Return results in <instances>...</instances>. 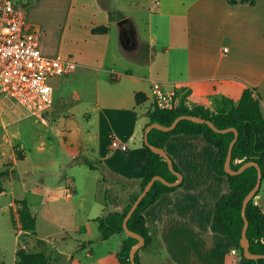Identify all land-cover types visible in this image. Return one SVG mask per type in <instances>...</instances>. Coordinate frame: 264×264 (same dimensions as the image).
<instances>
[{
    "label": "crops",
    "instance_id": "0c3cea01",
    "mask_svg": "<svg viewBox=\"0 0 264 264\" xmlns=\"http://www.w3.org/2000/svg\"><path fill=\"white\" fill-rule=\"evenodd\" d=\"M28 1L27 20L40 31L41 49L50 55H63L67 45V57L76 62L70 72L51 78L54 87L56 79L64 84L78 76L96 82L91 94L93 100L85 111L86 126L75 120V112L69 109L64 96H60L61 104L56 101V87L53 106L46 111L44 119H37L50 129L53 127L47 117L70 122V130L78 129L71 133L72 137L78 144H85V150H91L97 162L92 161L95 167H91L87 160H78L88 170L81 177L66 173L65 184L37 181L35 190L43 198L36 205L26 195L8 192L3 183L0 195H10V201L0 208L11 210L15 254L24 233L22 242L32 235L42 240L43 246L50 245L54 252L58 250L63 256L60 263L119 264L115 251L126 234L115 233L103 239L96 218L122 210L129 202L130 192L117 178L138 182L147 173L145 133L154 106V81L176 88L189 106L204 105L214 111L224 105L223 98L238 104L244 89L252 86L260 94L264 113V0H255V4L242 0ZM55 24L61 32V41L59 46L52 47L50 37L42 40L41 36ZM101 25L109 30L93 31ZM128 35L132 39L130 44L126 40ZM73 91L78 93L77 89ZM138 92L145 93V99L140 102L136 98ZM57 127L62 136V128ZM6 130L9 146L4 151L3 164L6 156L14 159L7 176H12L19 164L15 146L23 152L21 160L32 157L37 165L61 162V156L37 158L33 154L35 148L18 143L17 135ZM63 142L73 154L72 160H77L75 156L81 152L78 144L65 138ZM39 144L37 151H48L45 141ZM169 146L174 152L172 156L186 165L187 170L181 169L184 175L179 187L145 210L153 241L139 250L141 263L240 264V252L231 238L214 232L211 227L217 201L230 191L228 177L214 169L217 148L202 134L173 135L165 143V149ZM98 169L97 174L89 172ZM53 173L49 174L60 176ZM88 193L96 196L89 208L86 207ZM63 199L65 203L60 202ZM18 200H26L35 215L36 233L22 228ZM255 200L264 208L261 191ZM64 205L68 206L65 216ZM80 211L84 214L81 217ZM93 221L98 230L92 226ZM28 243L23 246L27 247ZM79 251L85 257L77 255Z\"/></svg>",
    "mask_w": 264,
    "mask_h": 264
},
{
    "label": "trees",
    "instance_id": "16d2710c",
    "mask_svg": "<svg viewBox=\"0 0 264 264\" xmlns=\"http://www.w3.org/2000/svg\"><path fill=\"white\" fill-rule=\"evenodd\" d=\"M255 4V0H242ZM236 2V0H231ZM28 6V3H27ZM109 30L108 26L101 25L93 28L94 32L103 33ZM127 33H125L126 35ZM137 101L145 99V93L138 92L136 94ZM224 105L212 110L204 105L189 106L182 104L180 106L164 109L153 106L149 112L151 122L157 121L162 124H171L178 116L182 114H194L203 116L213 120L216 125L221 128L236 127L239 130V137L233 148L232 166L238 169L247 161H256L260 164L263 172L262 184L264 182V113L261 105V98L256 93V88L247 86L238 104H234L228 98H223ZM178 134L205 136L207 141L213 144L218 150V156L214 162V169L220 175L228 177L230 191L222 195L216 203L214 218L212 222V230L214 232L227 235L231 238L234 247L240 252V264H264V258H247L244 254L242 246V233L245 224L243 216V201L248 192L256 185L258 180V169L255 165L249 166L240 174H230L225 170V160L231 141L235 136L234 131L218 132L209 124L196 122L190 119H182L177 126L170 131L153 128L149 131V140L152 144L165 147V143L169 137ZM148 154V170L146 175L138 182L139 189L136 191L129 190L130 198L127 205L122 210L110 211L103 216L96 218L99 224V230L103 239L109 238L115 233H125L126 236L119 249L115 251V255L119 260V264H133L130 259V250L138 239L130 236L124 229V219L130 210L132 204L143 191L146 184L157 174L164 176L170 181L177 179V175L171 171L167 159L160 153L154 152L146 145ZM17 159H23L24 155L19 146H15ZM240 159V161H237ZM91 167L95 165L86 161ZM175 168L182 171L174 161ZM9 168L0 169V191L4 190L3 178L9 175ZM130 181V180H129ZM128 182V180H127ZM178 185L170 186L156 180L150 191L145 195L137 209L129 219V227L145 237L148 246L153 237L150 233L145 210L157 202L164 194L174 191ZM133 187V185H130ZM261 188L257 192L260 193ZM256 195V196H257ZM252 198L247 206V216L250 221L248 228V237L251 241V251L255 253H264V208ZM20 204L19 216L22 228L31 233H36V217L31 211L26 200H18ZM43 241L40 240V243ZM136 261H140L139 251L136 252ZM16 264H51V254L46 251H37L34 253L26 252L23 248L17 251Z\"/></svg>",
    "mask_w": 264,
    "mask_h": 264
},
{
    "label": "rangeland",
    "instance_id": "374dc122",
    "mask_svg": "<svg viewBox=\"0 0 264 264\" xmlns=\"http://www.w3.org/2000/svg\"><path fill=\"white\" fill-rule=\"evenodd\" d=\"M26 1V0H23ZM121 1V0H118ZM29 3V1H26V4ZM37 27V26H36ZM50 31H47L46 33H42V40H45V38L50 37V44L51 46H59L61 41V32L59 31L58 25L55 24L54 27L50 28ZM68 40L66 39V42ZM68 44V42H67ZM68 47L67 45H64L62 54L67 57ZM53 54V53H51ZM66 79V77H64ZM64 81V80H63ZM66 81V80H65ZM103 82V81H102ZM55 87H56V101L61 104L62 99H60V96H64L69 101V109L75 112V120L78 121L81 125H87L88 119L85 117V111L87 110V107L89 106V103L93 100V97L91 96L92 91L94 89L96 82L93 81V79L90 78L88 80L84 76H78L73 78L70 82L64 84H61L60 82L55 80ZM73 89H77L78 93H75ZM259 94V92H258ZM260 96V94H259ZM152 100V99H151ZM36 116H30L25 117L22 120L19 118H12L8 116L6 113H3L2 110H0V169L2 168H10L14 164V159L11 157H5L4 164H3V154L4 151H7V147L9 146V143L6 142V134H7V128L11 130V132L14 135H17L16 141L18 143H22L28 148H35L33 151L34 156H37V158L41 159L48 156H58L61 159V162L56 160L55 162H42L41 165H37L33 163L32 157L28 158L27 160H19L18 167L15 171V173L12 176H6L3 178V183L8 189V192L15 191L19 195H26L30 201L33 204H38L42 201V195L39 194V191H36V182L41 181L42 179H45L48 183H51L52 185L57 184H65L66 180V173H74L75 175H78V177L83 175L84 170H88V167L86 164L80 162L88 160L90 162L96 163L97 159H94L95 155L92 153V151H86L85 150V144L79 143L76 138L72 137L71 133L78 132V129H72L70 130V122L64 123L61 119L55 118V117H47L48 122L53 128H49L45 123H43L41 120L37 119ZM40 119V118H39ZM20 120V121H18ZM70 120V119H68ZM17 121V122H16ZM71 121V120H70ZM6 122V123H5ZM8 123V126H5V124ZM57 126H60L63 130V135H60L59 129ZM63 138L70 139L78 144L81 152L75 156L77 160H72L73 154L65 147V143L63 142ZM45 141L47 143V147H49L48 151H37L38 145H40V141ZM169 149V150H168ZM166 149L169 155L173 158L174 161H176L177 165L180 167V169L187 170V166L182 164V162H179V160H175L173 155V150L169 146V148ZM80 160V161H78ZM73 161V162H71ZM96 161V162H95ZM65 165V167H62ZM12 168V167H11ZM191 166H188V169H191ZM30 170V172H28ZM102 171V169H101ZM54 172L53 174L60 173V176L57 177V175H51L49 173ZM92 172L91 174H97L99 173L98 170L89 171ZM183 173V171H181ZM184 175V173H183ZM58 180L60 182H58ZM118 182L122 184V186L125 188V190H138V184H132L134 182H127L126 180H123L121 178H117ZM90 181L87 182V186H89ZM130 185H133V187H130ZM25 188L27 189L26 192ZM90 189V187H88ZM89 191V190H88ZM63 193V191H61ZM261 194H264V184L261 189ZM10 195H0V206L4 203H8L10 201ZM95 195L88 193L87 194V201H86V207L89 208L90 205L95 201ZM60 202L65 203L64 199L60 200ZM61 205H59V208ZM20 208V207H19ZM35 210L38 211V207H35ZM64 216L65 214H68V206L64 205ZM40 215V214H39ZM79 217H81L83 214L82 211L79 212ZM40 219H45V216H39ZM22 225V223H21ZM92 226L96 230H98V225L95 221L92 222ZM15 229L13 218L11 215V210H3L0 208V264H14L15 257L17 260V254H15L14 250V236L12 235V230ZM14 232V231H13ZM24 233L20 235V248H23L26 250V252L34 253L37 251H46L49 254H51V263L52 264H69L68 261H63L60 263V259L63 257L59 251H53V248L50 245H47L46 247L40 243V241L36 240V238L32 235H29L26 240H29V243L24 239V243H28V246H23L24 243L22 242V238ZM74 242V241H73ZM115 245L116 242L112 241ZM35 243V244H31ZM117 246V245H116ZM118 247V246H117ZM18 249V250H19ZM80 255L82 257H85L84 253H81L80 251L77 252V255ZM16 264V263H15Z\"/></svg>",
    "mask_w": 264,
    "mask_h": 264
},
{
    "label": "built area",
    "instance_id": "2783aa9c",
    "mask_svg": "<svg viewBox=\"0 0 264 264\" xmlns=\"http://www.w3.org/2000/svg\"><path fill=\"white\" fill-rule=\"evenodd\" d=\"M26 1L0 0V110L12 118L44 119L54 104L51 78L70 72L76 62L41 49L40 31L27 20ZM152 90L157 107L188 105L176 88L159 80L154 81Z\"/></svg>",
    "mask_w": 264,
    "mask_h": 264
},
{
    "label": "water",
    "instance_id": "95a60500",
    "mask_svg": "<svg viewBox=\"0 0 264 264\" xmlns=\"http://www.w3.org/2000/svg\"><path fill=\"white\" fill-rule=\"evenodd\" d=\"M123 21V20H122ZM121 21V22H122ZM182 119H190L196 122H202V123H207L209 124L214 130L218 131V132H230V131H234L235 132V136L233 138V140L230 143L229 146V150H228V154H227V158L225 160V170L230 173V174H240L242 173L245 169H247L249 166L255 165L258 169V180L256 185L248 192V194L245 196L244 201H243V216H244V220H245V224L243 227V233H242V246L244 248V254L247 258H264V253H255L251 251V241L248 237V228H249V224L250 221L248 219L247 216V206L250 202V200L252 198H254L257 195V192L259 191V189L261 188V184H262V177H263V172H262V168L260 166V164L256 161H247L244 164H242L238 169L234 168L232 166V157H233V148L234 145L239 137V130L232 126V127H226V128H221L218 125H216V123L208 118H205L203 116H199V115H194V114H182L180 116H178L171 124H162L160 122L154 121L151 122L147 128H146V133H145V143L146 145H148L154 152L160 153L161 155H163L167 161H168V165L169 168L171 169L172 172H174L177 175V179L174 181H170L167 178H165L162 175H155L145 186V188L143 189V191L139 194V196L137 197V199L134 201V203L132 204L130 210L128 211L127 215L125 216L124 219V229L126 231V233L130 236L136 237L138 239V241L133 244V246L131 247L130 250V259L132 261L133 264H138L136 261V252L139 251L143 246H145L146 241H145V237L143 235H141L138 232L133 231L130 227H129V219L132 216V214L134 213V211L137 209L138 205L140 204V202L142 201V199L145 197V195L150 191L151 187L153 186L154 182L156 180H161L162 182H164L167 185L170 186H174V185H178L179 183H181L183 181V173L179 170H177L175 168L174 165V160L173 158L169 155V153L166 151L165 147H160L157 145H154L150 142L149 140V131L153 128H158V129H162L165 131H170L173 130L177 124L179 123V121H181Z\"/></svg>",
    "mask_w": 264,
    "mask_h": 264
},
{
    "label": "flooded vegetation",
    "instance_id": "af4514ba",
    "mask_svg": "<svg viewBox=\"0 0 264 264\" xmlns=\"http://www.w3.org/2000/svg\"><path fill=\"white\" fill-rule=\"evenodd\" d=\"M126 40L128 41V44H130L132 42L131 37L128 35V37L126 38Z\"/></svg>",
    "mask_w": 264,
    "mask_h": 264
},
{
    "label": "bare ground",
    "instance_id": "6f19581e",
    "mask_svg": "<svg viewBox=\"0 0 264 264\" xmlns=\"http://www.w3.org/2000/svg\"><path fill=\"white\" fill-rule=\"evenodd\" d=\"M6 123V122H5Z\"/></svg>",
    "mask_w": 264,
    "mask_h": 264
}]
</instances>
